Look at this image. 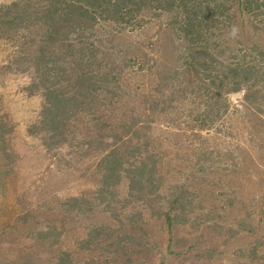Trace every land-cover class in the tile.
I'll list each match as a JSON object with an SVG mask.
<instances>
[{
	"label": "rangeland",
	"instance_id": "1",
	"mask_svg": "<svg viewBox=\"0 0 264 264\" xmlns=\"http://www.w3.org/2000/svg\"><path fill=\"white\" fill-rule=\"evenodd\" d=\"M24 1L0 0V7L17 2L20 9ZM0 11L3 13L4 9ZM234 15L240 18L234 25L236 34H231L234 27H223L218 33L221 37L216 39L220 47L212 42V50L241 41L242 31L248 28L246 19L241 21L238 12ZM165 18L170 16L167 13L152 16L146 26L130 29L131 32L121 36L120 43L107 44L126 48L123 53V50L115 53L116 58L111 57L118 62L114 83L110 85L113 98L99 90L89 109L69 113L64 126L55 129L41 120L45 98L42 91L34 87L32 70L22 64L20 56H27L24 62L34 59L35 34L24 29L26 19L15 27L19 35L27 39L11 36L12 31L6 33L2 28L6 24L0 19V264H48L61 254L64 264L77 261L79 264H114L107 253L111 247L109 229L119 227V221L111 210L133 213L136 217V212L142 209L148 215L142 203L135 202L128 208L121 203L131 197L125 177L117 186L107 187L104 183L105 159L118 156L125 159L124 166L128 167L138 161L146 162L147 167L154 164L152 176L158 180L156 183H163L160 188L165 194H179L182 183L191 191L185 195L187 201H183L185 208L192 211L189 220L196 222L188 228L177 227L192 235L198 231L197 246L193 245L199 249L181 254L179 243L182 240L177 237L171 243L173 253L167 257V264H264L262 247L251 260L244 247L246 243L260 244L257 233L258 230L264 232V214L259 213V206L264 205V172L260 169L264 165L257 166L264 158V114L258 111L264 112V104L251 103L243 107V91L236 90L227 98L228 113L212 125L214 127L199 129L197 123H186L200 103L195 99L191 101L189 96L185 99V95L171 104L168 102L172 88L180 90L181 86L167 81L170 72L156 62L157 53L150 43L159 38L158 26L164 23L163 30L167 31L169 22L166 23ZM260 27L264 31V26ZM72 30L76 32L75 27ZM260 39H264V34ZM127 56L128 59L124 58ZM256 57L260 65L257 54ZM160 68L163 81L160 73L156 75ZM137 120L147 122L141 136L148 141L141 145V152L135 150L136 145L119 141L112 135V131L120 133L123 121ZM202 151H206L203 156ZM240 151L253 152L255 158L256 171L249 191L243 188L245 168L238 166ZM211 153L215 163L219 160L221 173L227 168L237 173L233 177L232 174L221 176L218 172L200 175V170L198 178L192 179L191 175L188 178L189 168L204 171L210 167ZM106 187V194H101ZM228 194L229 205L225 197ZM99 196L104 201H99ZM74 198L79 200L81 210L77 209L78 204L71 202ZM89 201L94 206L88 210ZM249 210H253V215L248 220L245 212ZM212 212L228 213L230 221L233 217L240 223L243 221L247 231L228 221L224 226L232 229L218 236L214 225L207 221V214ZM197 222L204 225L198 228ZM249 228L257 230L255 239L250 237L252 234H245Z\"/></svg>",
	"mask_w": 264,
	"mask_h": 264
},
{
	"label": "trees",
	"instance_id": "2",
	"mask_svg": "<svg viewBox=\"0 0 264 264\" xmlns=\"http://www.w3.org/2000/svg\"><path fill=\"white\" fill-rule=\"evenodd\" d=\"M219 1L44 0L41 3L38 0H25L20 9L17 2L9 3L10 6L7 7H0L4 9L3 13L0 11V19L6 24L2 27L6 33L12 31L11 36H20L19 29L15 26L26 19L27 25L24 29L27 32L31 30V34H35L34 41L37 46L34 59L24 62L27 56L24 54L20 56L23 57L22 64L32 70L34 87H38L45 98L41 120L50 129H55L64 126L69 113L81 112L84 108L89 109L94 94L99 90L112 97L110 85L114 83L113 74L118 62L111 57L116 58L114 54H119L122 50L123 53L126 48L120 49L114 45L109 47L107 44L120 43L122 39L120 37L131 32L130 29L142 28L149 23L150 17L167 13L170 16L169 19L165 18L166 23L169 22L166 25L167 31L163 30L164 23L158 26L156 33L159 34V38L150 43L157 53L156 62L170 72L167 81H175L181 86L180 90L172 88L168 102L171 104L174 99L178 100L180 95H185V99L189 96L191 101L195 99L200 105L192 110L193 116L188 118L186 123H197L199 129L208 130L228 113L227 98L233 91H243V107H248L251 103L264 104V39H260L264 34L260 27L264 26V0ZM235 12L240 14L241 21L246 19L248 27L247 31H242L241 41H233L224 49L212 50V42L215 43V47H220L216 39L221 37L218 33L223 27L232 28L238 23L240 18L235 17ZM16 21L17 23L14 24ZM73 27L76 28V32L72 30ZM20 37L27 39L23 34ZM132 46L135 47L136 43ZM24 51L22 50L21 53ZM256 54L260 65L256 63ZM124 58L128 59V56ZM126 63L129 65V60ZM160 70L161 68L156 75L161 74ZM161 78L163 81L162 74ZM170 87L171 84L169 89ZM159 93L158 91V95ZM159 104L160 101L158 107ZM166 104L167 102L165 106L168 107ZM121 125L120 136L112 131L113 137L130 145H136L135 150L138 152L143 151L141 145H146L148 140L145 136H141V132L147 128V122L123 121ZM205 152L202 151L201 155L203 156ZM213 158L211 153L212 164L206 170L189 168L186 176L190 178L191 175L192 179L198 178L200 170L202 171L200 175L203 172L220 174L223 168H218L219 160L215 163ZM261 159L263 162H258L257 166L264 165V158ZM239 160L241 162L238 166L241 169L245 168L243 188L249 191L253 185L252 175L256 171L253 152L240 151ZM123 161L125 159L121 156L105 159L104 183L107 187L117 186L121 178L125 177L131 197L122 200L121 203L125 208L135 202L142 203L146 206L148 215H145L142 209L136 212V217L133 213L128 215L111 210L119 221V227L113 226L109 229L108 243L111 247L107 253L110 262L167 264V257L173 253L171 243L177 237L182 240V243H179L181 254L188 250L198 251L196 239L199 232L192 235L177 227L188 228L196 222L189 220L192 211L185 208L183 201L185 195L191 192L189 188L182 183L179 194L173 192L165 194L160 188L163 183H156L158 180L152 176L154 164L147 167L146 162L138 161L128 167L124 166ZM260 169L264 172V168ZM236 173L233 169L227 168L220 175L232 174L233 177ZM107 187L101 194H106ZM225 197L228 204L229 194ZM97 198L102 202L101 196ZM71 202L76 205L79 200L74 198ZM87 203L88 210L94 206L92 201ZM259 207V213L264 214V205ZM77 209L81 210L80 204ZM207 215L209 218L207 221L214 225L213 228L218 231V236L227 234L228 229H232L230 226L228 228L224 226L230 221L228 213L212 212ZM252 215L253 210L245 212L248 220ZM230 222L237 227L243 226V230L247 231L243 221L240 223L233 217ZM197 223L198 228L204 225V222ZM176 230H179L182 236ZM256 231L249 228V232L245 234H252L254 236L250 235V237L255 239ZM237 234L235 230L234 235ZM257 235L256 239L262 241L260 244L246 243L244 246L249 260L259 252L260 247L264 250V232L258 230ZM62 258L61 254L48 264H64ZM76 264H79L78 261Z\"/></svg>",
	"mask_w": 264,
	"mask_h": 264
},
{
	"label": "clouds",
	"instance_id": "3",
	"mask_svg": "<svg viewBox=\"0 0 264 264\" xmlns=\"http://www.w3.org/2000/svg\"><path fill=\"white\" fill-rule=\"evenodd\" d=\"M236 32H237V29L234 27L233 29H232V35H235L236 34Z\"/></svg>",
	"mask_w": 264,
	"mask_h": 264
}]
</instances>
